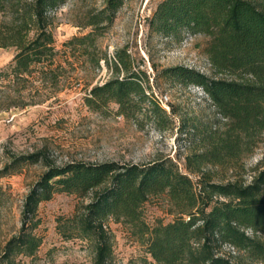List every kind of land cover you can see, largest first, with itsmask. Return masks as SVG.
I'll list each match as a JSON object with an SVG mask.
<instances>
[{"label":"trees","instance_id":"1","mask_svg":"<svg viewBox=\"0 0 264 264\" xmlns=\"http://www.w3.org/2000/svg\"><path fill=\"white\" fill-rule=\"evenodd\" d=\"M125 1L106 0L87 19L92 30L70 44L89 55L88 47L111 25ZM64 2L0 0V12L7 18L0 23V48H16L11 67L16 78L30 74L34 65L52 62L48 13ZM146 25L162 37L180 40L187 33L209 39L205 54L213 76L182 65L163 69L161 75L199 87L219 115V123L199 133L198 148L184 158L188 173L170 158L145 164L78 161L59 166L43 151L11 154V163L0 177L25 163L40 162L45 171L24 198L20 226L1 248L0 264L34 259L41 245L35 232L37 207L55 193L88 200L71 217L59 218L58 230L65 239L89 242L94 264H109L112 257L108 219L127 227L145 245L153 261L145 259V264H264V169L247 184L215 182L213 173L205 169L233 167L253 152L264 134V0H160ZM105 61L112 77L90 89L85 98L90 109L104 113L115 104L125 119H135L147 109L152 116L164 113L140 72L132 70L126 49ZM159 195L166 196L173 219L149 226L142 206ZM5 201L0 186V208Z\"/></svg>","mask_w":264,"mask_h":264},{"label":"rangeland","instance_id":"2","mask_svg":"<svg viewBox=\"0 0 264 264\" xmlns=\"http://www.w3.org/2000/svg\"><path fill=\"white\" fill-rule=\"evenodd\" d=\"M158 1H125L111 25L88 47L89 55H82L81 47L70 44V40L92 30L86 25L87 19L101 10L106 0H65L48 13L47 30L54 40L52 62L34 65L30 74L19 78L11 73L16 48H0V171L11 163V154L43 151L59 166L78 161L145 164L170 158L181 172L188 173L185 156L198 148L199 133L216 126L220 117L199 87L181 85L163 77L161 71L182 65L213 76L205 54L209 39L184 33L176 40L150 32L146 21ZM6 20L0 12V23ZM120 49H126L132 70L140 72L141 81L150 86L148 92H153L164 113L152 116L147 109L135 119H125L115 104L104 113L86 105L90 89L112 77L105 58L110 62ZM205 169L213 173L215 182L249 183L264 169V134L253 152L233 167ZM44 171L40 162L25 163L0 177L6 197L0 208V251L17 232L24 198ZM189 176L197 180L196 175ZM87 201L73 194L55 193L41 202L35 231L41 245L34 259L22 258L21 263L94 264L89 242L65 239L58 230L59 218L71 217ZM169 210L165 195L152 196L142 206L149 226L172 221ZM105 225L112 235L109 264H145V259L153 262L145 245L137 242L127 227L111 219Z\"/></svg>","mask_w":264,"mask_h":264}]
</instances>
